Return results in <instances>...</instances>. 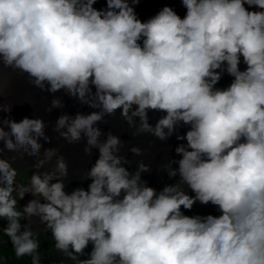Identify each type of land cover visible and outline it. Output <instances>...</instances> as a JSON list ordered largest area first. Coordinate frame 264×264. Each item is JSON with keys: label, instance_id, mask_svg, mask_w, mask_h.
<instances>
[{"label": "clouds", "instance_id": "9594fccd", "mask_svg": "<svg viewBox=\"0 0 264 264\" xmlns=\"http://www.w3.org/2000/svg\"><path fill=\"white\" fill-rule=\"evenodd\" d=\"M140 2L105 0L97 9L98 0H0V69L96 109L61 114L52 130L68 145L84 141L86 156L99 153L81 178L91 181L87 189L66 192L64 155L41 152V140L51 143L48 125L17 122L13 106L0 102L3 233L31 264L41 262L33 217L74 264H264V0H181L183 18L165 6L147 21L135 11ZM225 73L230 85L216 87ZM64 106L54 96L47 111ZM118 110L133 136L186 141L166 146L164 160H178L168 161L174 184L149 186L142 160L129 171L125 142L99 127ZM150 111L163 113L155 125ZM5 151L35 158L26 184L17 180V156ZM197 202L220 215H185Z\"/></svg>", "mask_w": 264, "mask_h": 264}, {"label": "rangeland", "instance_id": "374dc122", "mask_svg": "<svg viewBox=\"0 0 264 264\" xmlns=\"http://www.w3.org/2000/svg\"><path fill=\"white\" fill-rule=\"evenodd\" d=\"M103 1V2H102ZM101 2V3H100ZM105 0H99V2L94 5L97 9L104 8L106 7ZM99 6V7H98ZM101 6V7H100ZM249 10H260L256 8H252ZM94 111L92 108L88 107L87 105H81L78 107L77 112H82L84 114H88L90 112ZM18 118L15 117V114L12 115V117H15L17 120L15 121H20V115L17 114ZM161 116V115H159ZM110 119V117H108ZM151 124H153L151 122ZM155 125V124H154ZM117 127L121 130L120 132L119 129H116L115 132H118L114 135L119 136V138L125 142V147L122 149L121 154L126 155L127 159L131 161L130 165H127L126 167L129 169V171L134 172L137 167V162L143 161L145 164L150 166L151 171L148 173H143L142 174V179L147 181L148 185L155 188L157 191H160L163 189L164 186L174 184L176 182L177 178L170 179L168 176V171L167 168L170 165H173L175 162H171L172 160H167L165 163L161 164L157 161L158 158V151H153L152 148L158 147L162 149V154L161 156H165L166 152V146L164 147L165 143H168V140L166 141H160L156 137L152 136L151 134H143L141 136H133L132 131L133 129L127 128H121L120 126V119L117 122ZM101 128V127H100ZM102 130V128H101ZM52 139L56 140L55 142L56 146L64 145L66 147L65 152H62V155H64L67 163H68V168L73 165L71 170H68V177L65 180L66 188L65 191L70 193L73 189L77 187H82L84 189H87L88 184L91 182L90 180H81L83 174L91 168V166L95 163L96 159L98 158V150L93 149L91 157L86 156L83 152V148L80 150H74V153H80L77 155H74L69 151V146L65 145V142L63 139H60L58 137V134L55 133L53 136H51ZM104 137H102L103 139ZM140 142L142 144V150H143V155L141 156H136L131 151L129 150L131 147H136V144ZM179 143L171 144L172 147H177ZM162 145V146H161ZM61 152V151H60ZM169 158V157H168ZM168 161L170 165L168 164ZM17 163L16 166H14ZM32 163L34 162H29L28 160L24 161H18L14 162L13 166L16 167L19 170V175L17 177L18 182L20 183H27L29 177L33 174L34 171H37L36 169L32 168ZM176 164V163H175ZM55 165V158H53V161L45 166V169H41L40 171L43 170H48L54 167ZM29 166V167H28ZM132 166V167H131ZM178 166V165H177ZM173 168V166H170ZM177 168V167H176ZM170 170V169H168ZM164 171V172H162ZM167 172V173H165ZM67 181V182H66ZM189 194L193 195V193L190 192ZM34 197L31 194H28L25 196L23 200H20L17 208L18 210H22L21 208L28 203L29 200L33 199ZM43 202V201H42ZM21 207V208H20ZM185 215L188 216H195V215H201V216H206V215H220L218 209L211 205H201L199 202H197L192 210H183ZM21 223H28V221L22 220ZM32 228L34 230H39L40 232L37 233V238L40 241V247H42L44 250L49 252L51 255H54L57 258L58 264H74V262L69 261L62 253L57 252V250L54 247V241L52 239V236L47 232H44V226L40 224L39 219L36 217L32 218L31 222ZM92 246L89 245L88 248L85 250L84 256L81 257V259L87 258V253L91 251Z\"/></svg>", "mask_w": 264, "mask_h": 264}, {"label": "bare ground", "instance_id": "6f19581e", "mask_svg": "<svg viewBox=\"0 0 264 264\" xmlns=\"http://www.w3.org/2000/svg\"><path fill=\"white\" fill-rule=\"evenodd\" d=\"M98 2H99V0H98ZM165 6L173 8L181 18H183L186 15V9L183 7L181 0H164V1H162V0H141V2L135 7L136 8L135 11L138 15V18L141 21H147L149 18L156 15ZM246 7H247V5H246ZM239 67L241 70H244L246 68V65H244V63L242 61V58H241V64ZM0 74H2L4 84H5L4 96L2 98H0V102L4 103L6 105H12L13 107H12L11 113L17 112L21 108L32 109V108H34V106H41V107L45 108L41 102H35V100L39 97L42 99L43 102L48 103V104H49V102H51V100L53 99L54 96L61 98L65 103L68 104L66 110L62 111L61 114H68V115L74 116L76 114L78 107L81 106V104L79 103L78 100L70 98L69 96H67L62 91L57 92L54 95L50 94L48 92H42L41 90H39V89L33 87L31 84H29L28 78L26 75H20L17 72H13L11 69H6V68L0 69ZM231 81H232V77H230L229 75H227L225 73L222 76V79L220 80V82L216 85V87L226 88L230 85ZM93 91H94V89H93ZM93 110L96 111V109H93ZM3 115L7 116L8 114L4 113ZM159 115H163V113L150 111L149 112V122L150 123L152 122L154 125L156 123L157 119L160 117ZM53 116H55V115H53ZM57 118H58V116L53 121H51V119L48 116L46 118L47 119L46 124L48 126H47L45 131H46V134L50 137H51V132H52V129L55 125ZM105 119L108 121L107 124H104V123L99 124V127L102 128V131L105 134L109 131H111L113 134H116V133L121 131L117 127V122H118L117 119H120V126L122 129L128 127V125L122 120L119 110L116 112L114 117H110V119H108V117H106ZM116 129H119V131L115 132ZM187 129H188L187 126H182L181 128L178 129V134L182 135L185 132V130H187ZM174 138H176L175 134L168 139V143L167 144L165 143L164 147L165 146H171V144H175V143H179V144L180 143H186V141H178L177 139L175 140ZM55 142H57V141L54 139H51V143H45L43 140H41V143L43 144V148L41 149V152H43L44 148H55V147L59 148V150L61 151L60 154H62V152H65V146L64 145L56 146ZM136 147H140L142 149V144L140 142H138L136 144ZM152 150L158 151L157 161L159 163L163 164L167 161V160H164L165 156H161V154H162L161 148L154 147V148H152ZM66 153H67V151L65 152V154ZM77 154H80V153H77ZM13 155L17 156V159L15 162L24 161V160H28L29 162L35 161V158H31V157H27V156H24V158L21 159L18 153H11V152H7V151H5L3 153V156L6 159H10ZM173 158H175V157H171L169 159L172 161H178V160H173ZM16 165H17V163L14 166H16ZM32 165H33V163H32ZM72 167H73V165L70 166L68 168V170H71Z\"/></svg>", "mask_w": 264, "mask_h": 264}, {"label": "trees", "instance_id": "16d2710c", "mask_svg": "<svg viewBox=\"0 0 264 264\" xmlns=\"http://www.w3.org/2000/svg\"><path fill=\"white\" fill-rule=\"evenodd\" d=\"M6 223V221H0V264H31L30 257L18 259L15 256L8 237L3 233V227L6 226ZM39 254L41 257L40 264H58L57 258L42 247L39 249Z\"/></svg>", "mask_w": 264, "mask_h": 264}, {"label": "water", "instance_id": "95a60500", "mask_svg": "<svg viewBox=\"0 0 264 264\" xmlns=\"http://www.w3.org/2000/svg\"><path fill=\"white\" fill-rule=\"evenodd\" d=\"M162 1H164V0H162ZM135 10H136V8H135ZM54 98V97H53ZM35 102H41L42 104H43V106L46 108H43V107H41V106H34V108H32V109H26V108H21L19 111H17V112H14V113H11V118L12 119H14V120H17L16 118H18V116H17V114H19L20 115V120L22 119V118H24V117H29V118H37V117H39V118H42L44 121H45V123H47V116L51 119V121H53L57 116L59 117L60 115H61V112L62 111H64V110H66V108H67V103H65L64 101V107L63 108H58V109H53L51 112H48L47 111V109H48V107L50 106V103L51 102H49V104L48 103H45V102H43L42 101V99L39 97V98H37L36 100H35ZM77 105V104H76ZM75 105V106H76ZM15 114V117H12V115H14ZM53 115H55V116H53ZM57 115V116H56ZM117 120H119V119H117ZM18 122V121H17ZM50 126V125H49ZM188 130V129H187ZM187 130H185V132L187 131ZM184 132V133H185ZM183 133V134H184ZM55 134V132H53V130H52V132H51V136H53ZM182 134V135H183ZM52 138V137H51ZM175 140H176V138H174ZM64 141V140H63ZM65 142V145H67V146H69V151L71 152V153H73L74 155H77L76 153H74L73 151L74 150H80L81 148H83L84 147V144H85V142L84 141H81L80 143H78V144H73V145H68L67 144V142L66 141H64ZM65 149H66V147H65Z\"/></svg>", "mask_w": 264, "mask_h": 264}, {"label": "flooded vegetation", "instance_id": "af4514ba", "mask_svg": "<svg viewBox=\"0 0 264 264\" xmlns=\"http://www.w3.org/2000/svg\"><path fill=\"white\" fill-rule=\"evenodd\" d=\"M162 172H164V171H162ZM165 173H167V172H165Z\"/></svg>", "mask_w": 264, "mask_h": 264}]
</instances>
